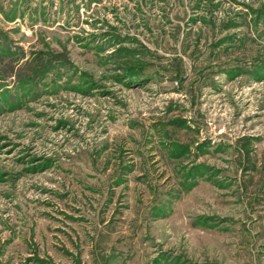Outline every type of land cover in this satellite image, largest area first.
<instances>
[{
  "label": "rangeland",
  "instance_id": "1",
  "mask_svg": "<svg viewBox=\"0 0 264 264\" xmlns=\"http://www.w3.org/2000/svg\"><path fill=\"white\" fill-rule=\"evenodd\" d=\"M0 264H264V0H0Z\"/></svg>",
  "mask_w": 264,
  "mask_h": 264
}]
</instances>
